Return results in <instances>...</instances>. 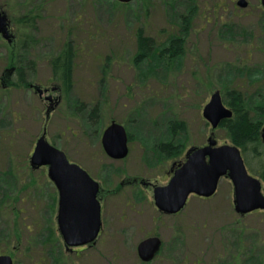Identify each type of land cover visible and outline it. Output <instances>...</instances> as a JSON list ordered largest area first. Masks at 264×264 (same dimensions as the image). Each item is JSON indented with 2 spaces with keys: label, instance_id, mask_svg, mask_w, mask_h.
Segmentation results:
<instances>
[{
  "label": "rangeland",
  "instance_id": "1",
  "mask_svg": "<svg viewBox=\"0 0 264 264\" xmlns=\"http://www.w3.org/2000/svg\"><path fill=\"white\" fill-rule=\"evenodd\" d=\"M237 1L0 0L17 39L13 63L23 67L27 85L55 88L49 62L71 44L73 87L50 114L46 139L109 187L95 245L80 253L65 251L55 224L54 187L45 168L29 166L50 104L27 86H12L15 76H4L0 255L10 256L13 264H140L138 243L157 236L161 252L149 264H264V213L237 215L227 179L220 180L212 198L191 196L176 216L156 210L152 188L119 185L135 178L164 186L175 160L159 157L158 146L170 142L184 151L204 146L212 131L202 109L212 93L218 91L226 103V92L234 89L249 108H264V9L260 0H245V9ZM192 9L181 32V20ZM26 16L34 18L33 28L19 23ZM138 30L157 44L182 38V58L136 66ZM26 39L29 45L19 47ZM8 47L0 38V75L11 59ZM93 107L96 124L88 117ZM112 122L130 136L123 160L107 159L101 149V135ZM173 122L184 125L174 137L168 130ZM213 133L217 146L230 145L223 130Z\"/></svg>",
  "mask_w": 264,
  "mask_h": 264
},
{
  "label": "water",
  "instance_id": "2",
  "mask_svg": "<svg viewBox=\"0 0 264 264\" xmlns=\"http://www.w3.org/2000/svg\"><path fill=\"white\" fill-rule=\"evenodd\" d=\"M115 1L127 4L136 0ZM260 4L264 9V0H260ZM236 5L245 9L247 2L238 0ZM7 26L6 16L1 11L0 35L9 42L11 35ZM34 90L50 103L45 111V119L48 120L59 99L51 104L49 91L35 87ZM231 117L232 111L223 105L220 93H212L202 109V118L212 131L206 144L187 149L184 161L172 168L168 183L153 187V204L159 213L166 216L179 214L190 196L201 199L213 197L223 178L232 186V205L237 215L244 217L256 211H264L261 182L248 172L239 149L227 144L217 146L213 138V131L222 121ZM260 138L264 145V126ZM127 141L125 129L114 122L101 136L102 149L113 160H122L127 156ZM29 166L31 170L45 167L47 178L58 193L56 225L65 251L94 244L101 228L100 204L96 199L99 185L78 165L69 162L63 152L48 143L45 127L35 142ZM160 248L158 237L145 238L136 247L138 259L147 264L155 258ZM0 264H13L12 258L0 255Z\"/></svg>",
  "mask_w": 264,
  "mask_h": 264
},
{
  "label": "trees",
  "instance_id": "3",
  "mask_svg": "<svg viewBox=\"0 0 264 264\" xmlns=\"http://www.w3.org/2000/svg\"><path fill=\"white\" fill-rule=\"evenodd\" d=\"M194 15V11L189 10L187 16L181 20L182 31H186V28L190 22V19ZM34 18L26 16L19 20V23L33 28ZM33 42V41H32ZM136 53L133 58L134 64L142 65L147 61H153L155 63H163L165 59H180L183 56L182 38L172 37L168 38L167 43L157 44L153 39L144 37L140 30L135 34ZM29 45L28 39L19 43V47ZM65 49L61 54L49 62V68L51 71V82H55L60 90V94L65 98L68 97L72 90V70L75 52L72 49L70 43L65 44ZM11 49L10 47H8ZM11 59L7 63L8 69L15 68L16 83L12 86L18 87L22 85L27 86L24 81L23 67L17 68L14 62L12 52H10ZM27 88V87H26ZM226 104L232 111V117L230 119L222 121L218 129L224 131L226 138L229 140V144L237 147L241 153L244 164L248 172L254 177L258 178L264 190V145L261 142L260 131L264 126V108L260 105L248 106L246 100L242 98L240 92L231 90L226 92ZM76 108L83 109V105L75 103ZM97 107H93L89 113V120L94 124L98 123L96 119ZM95 120V121H94ZM169 133L172 136L181 134L184 132V125L181 122H173L168 125ZM128 139L129 134L127 133ZM178 146V145H177ZM183 145L175 148L170 142L162 143L158 146L157 154L159 157L167 158L168 160L179 161L184 153ZM264 213V212H255ZM161 252V251H160ZM159 252V253H160ZM262 264V263H261Z\"/></svg>",
  "mask_w": 264,
  "mask_h": 264
},
{
  "label": "flooded vegetation",
  "instance_id": "4",
  "mask_svg": "<svg viewBox=\"0 0 264 264\" xmlns=\"http://www.w3.org/2000/svg\"><path fill=\"white\" fill-rule=\"evenodd\" d=\"M9 22V27H10V21H8ZM9 33H10V35H11V38H10V41L8 42V46L12 49V54L14 53V50H16L17 49V47H18V44H17V39H16V37H15V35H14V33H12L11 31H10V28H9ZM8 75H15V68H10V69H5L4 70V72L0 75V79H2L3 80V77L4 76H8ZM27 87H29L30 88V85H27ZM40 88V87H39ZM30 89H32V88H30ZM33 90V89H32ZM55 93H58V95H60V91H55L54 92V94ZM54 96H52V98H53ZM129 140V139H128ZM106 158L107 159H109V157H107L106 156ZM180 161V160H179ZM179 161H174V162H172V164H171V166H170V168H169V171L167 172V176H169V177H171V170H172V168H175L177 165H178V163H179ZM184 161V160H183ZM80 166V165H79ZM80 168H82L87 174H88V176L93 180V181H95L98 185H99V187H98V192H97V195H96V199L98 200V202H99V204H100V219H101V228H100V232H99V234H98V237H99V235L102 233V231H103V213H104V211L109 207V187H106V186H104L103 184H102V182H100L96 177H94L93 175H91V174H89L82 166H80ZM46 169V168H45ZM170 179V178H169ZM169 181V180H168ZM125 182H127V183H130V184H132V185H136V184H141V185H143V186H145V187H150V188H152V190H153V187H154V185H152L151 183H149V182H141V181H139V180H137V179H132V180H123V181H121L120 182V186H123V184L125 183ZM51 183V182H50ZM167 184V183H166ZM52 186H53V184H51ZM54 187V186H53ZM54 191H55V207H54V209H55V224H56V214H57V206H58V193H57V191H56V189H55V187H54ZM56 229H57V225H56ZM57 232H58V230H57ZM59 234V233H58ZM95 244H92V245H89V246H81V247H76V248H74L75 249V252L76 253H80V252H82V250H85V249H88V248H91V247H93ZM73 250V249H72Z\"/></svg>",
  "mask_w": 264,
  "mask_h": 264
}]
</instances>
